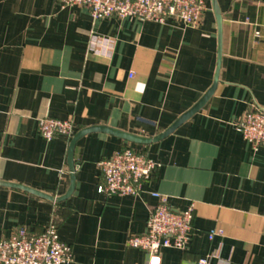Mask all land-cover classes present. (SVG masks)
Listing matches in <instances>:
<instances>
[{
	"label": "crops",
	"instance_id": "obj_1",
	"mask_svg": "<svg viewBox=\"0 0 264 264\" xmlns=\"http://www.w3.org/2000/svg\"><path fill=\"white\" fill-rule=\"evenodd\" d=\"M205 0L197 27L108 17L58 0H0V238L38 234L56 211L67 264H148L127 245L147 230L153 193L175 210L194 205L186 250L164 248L161 264H264V146L236 129L250 105L264 108V0ZM221 25V32L220 27ZM114 41L90 53L91 34ZM219 69V71H218ZM133 73V77L130 74ZM204 105L171 134L137 143L104 131L47 141L41 117L71 119L77 132L108 126L153 139ZM76 132V133H77ZM131 147L159 167L140 195L106 196L97 163ZM71 164L75 188L71 187ZM34 189L61 201L32 193ZM213 230L221 233L212 239Z\"/></svg>",
	"mask_w": 264,
	"mask_h": 264
},
{
	"label": "built area",
	"instance_id": "obj_2",
	"mask_svg": "<svg viewBox=\"0 0 264 264\" xmlns=\"http://www.w3.org/2000/svg\"><path fill=\"white\" fill-rule=\"evenodd\" d=\"M63 6H84L97 21L108 17L138 18L157 23H174L183 27H197L206 10L205 0H58ZM114 41L95 33L91 34L89 52L109 59ZM133 73L130 77H133ZM236 129L255 149L264 146V108L250 105L237 120ZM39 135L50 141L57 137L71 140L76 132L71 119L41 117L38 120ZM159 167L154 159L131 147L115 151L110 157L97 163L104 181L101 192L106 196L140 195L144 186ZM159 203L151 210L147 230L142 234H131L127 245L145 251L148 264H161V250L175 248L186 250L193 230L194 205L184 210H175L168 197L153 193ZM221 233L213 230L209 237ZM214 253H209L195 262L184 264H213ZM73 261L71 246L59 236L56 211L43 231L31 234L21 227L11 236L0 238V264H67Z\"/></svg>",
	"mask_w": 264,
	"mask_h": 264
},
{
	"label": "water",
	"instance_id": "obj_3",
	"mask_svg": "<svg viewBox=\"0 0 264 264\" xmlns=\"http://www.w3.org/2000/svg\"><path fill=\"white\" fill-rule=\"evenodd\" d=\"M214 7H215V11L217 13V17H218V21L219 24H221V14H220V10L217 6L216 0H214ZM220 27V32H221V25H219ZM219 71V69H218ZM218 82V75L216 76V79L214 81L213 86L209 89V91L204 95V97L201 99V101L190 111H188L187 113H185L184 115H182L172 126H170L168 129H166L163 133H161L160 135H158L157 137L150 139V138H144V137H140L131 133H127V132H123L117 129H113L111 127L108 126H103V125H99V126H93V127H89V128H85L79 132H77L75 134V136L72 138L71 140V144H70V160H72V155H73V149L78 141V139L86 134L89 133L91 131H104V132H108L114 135H117L119 137L125 138L129 141L132 142H137V143H149L151 141H157L159 139L164 138L165 136L171 134L180 124H182L186 119H188L193 113H195L198 108L202 107L204 105V103L209 99V97L213 94L215 87L217 85ZM74 172H75V167L73 166V164H71V174H72V182H71V187L67 193L66 196H68L69 194H71L75 188V181H74ZM32 193L39 195L41 197H44L46 199H49L51 201H56L59 202L61 201L64 197L60 198H55L53 196H50L46 193L34 190V189H29Z\"/></svg>",
	"mask_w": 264,
	"mask_h": 264
}]
</instances>
